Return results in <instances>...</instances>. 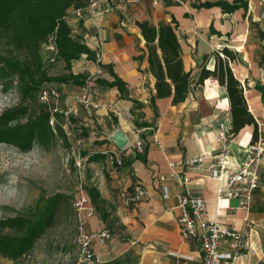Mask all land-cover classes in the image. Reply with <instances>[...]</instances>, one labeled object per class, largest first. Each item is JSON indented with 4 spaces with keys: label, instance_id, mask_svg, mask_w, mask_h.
<instances>
[{
    "label": "crops",
    "instance_id": "1",
    "mask_svg": "<svg viewBox=\"0 0 264 264\" xmlns=\"http://www.w3.org/2000/svg\"><path fill=\"white\" fill-rule=\"evenodd\" d=\"M91 2L96 6L84 10L83 18L71 10L69 23L73 28L74 22V33L83 38L92 50L96 51L100 45L101 63L112 65L113 71L126 83L129 98L140 104L122 97L117 87L98 84L97 78L113 81L114 77L97 61L83 56L79 60L86 61L95 81L90 80L88 84L93 87L97 107L85 108L70 97L68 105L72 116L95 121L105 127L114 126L112 134L121 129L130 139L129 144L142 138L147 154V160L143 161L135 157L132 148H127L123 151V167L115 170L106 166L105 189H99L104 199L117 204L114 214L120 226L110 239L95 238L92 247L97 260L92 264H202L201 245L195 239L185 240L178 227V198L187 191L206 198L210 218L219 217L233 228H246L251 251L240 258L241 262L264 264V160L260 169L262 184L253 192L249 213L239 208L237 199L217 197L219 186L245 159L248 146L253 142L255 127H244L236 135L231 134L227 142L219 138L218 128L222 121L228 119L230 103L226 87L213 78L194 85L182 103L172 104L170 97L157 99L155 109L150 104L155 92V77L149 71L147 46L135 23L136 20L166 23L175 17L184 67L192 71L195 78L199 76L205 54L223 47L233 49L236 59L230 62L232 70L245 87L254 117L263 120L264 102L256 86L264 85V69L259 66L263 49L259 40L248 39L250 24L247 17H243V10L224 14L219 7L196 10L190 1L167 6L163 0L162 5L155 9L151 0H146L134 5L126 1L114 2L107 13L104 0ZM256 9V5H250L249 13L259 23L264 13L259 11L257 14ZM211 27L221 34L212 33ZM139 54L143 55L142 60L134 59ZM213 67L214 59L211 58L208 68ZM71 86H60L62 94L66 95ZM73 87L79 93L81 86ZM115 123L121 127L115 128ZM143 123L148 126L141 125ZM108 132L109 128L103 133L107 135ZM105 145L102 144L98 150L106 153ZM109 147L118 150L114 143ZM194 157L201 161L178 165ZM106 158L101 162L107 164ZM219 159L225 164L223 179L213 177V171L219 167ZM172 162L174 166H170ZM185 178L193 179V182L185 183ZM163 186L168 187V198L163 197ZM140 187L146 191L140 201H128L123 197L125 189L134 191ZM87 229L99 233L106 229V225L95 213L88 219Z\"/></svg>",
    "mask_w": 264,
    "mask_h": 264
},
{
    "label": "trees",
    "instance_id": "2",
    "mask_svg": "<svg viewBox=\"0 0 264 264\" xmlns=\"http://www.w3.org/2000/svg\"><path fill=\"white\" fill-rule=\"evenodd\" d=\"M163 1L167 6H178L182 1H190L196 10L219 7L224 14L243 10V17H247L250 24L248 39L252 36L259 40L263 49L259 66L264 69V27L249 13L250 0ZM90 3L91 0H0V90L8 93L15 88L19 96L16 104L0 112V143L14 145L22 152H29L36 144L44 146L60 140L70 147L63 123L65 119L70 120L72 115L66 116V110L55 111L54 102H41L40 92L47 87L46 84L83 86L92 80V76L73 71L74 62L83 56L87 60H97L96 52L85 40L74 35L68 20L71 10L84 11ZM135 23L147 46L149 71L155 77V92L150 98V104L155 109L157 99L170 97L172 104H179L184 102L194 85L202 84L209 78L217 79L228 93L232 118L230 134L236 135L244 127L253 125V141L258 138L257 118L247 102L245 87L230 65L236 59L233 49L223 47L205 54L199 76L195 78V74L184 67L182 42L175 17L166 23L154 24L151 20H136ZM211 31L221 34L214 27H211ZM48 44L55 46L56 52L48 50L45 58L43 49ZM51 58H54L53 62ZM142 58L143 55L139 54L134 59ZM211 58L214 59L213 69L208 68ZM58 62L64 65L63 72L51 74V65ZM98 64L102 69L107 68L114 77L113 81L97 78L95 81L98 84L117 87L122 97L140 104L129 98L126 83L113 71L112 65ZM256 86L264 102V85ZM141 125L148 126L147 123ZM107 153L95 151L90 154L83 151L84 156L92 155L88 159L90 162L105 159ZM135 157L147 160L144 149L136 153ZM85 191L99 217L108 225L110 209H115V206L103 198L98 186L87 185ZM64 201L63 193L55 194L47 197L31 213L0 219V256L17 261L29 253L36 241L56 222Z\"/></svg>",
    "mask_w": 264,
    "mask_h": 264
},
{
    "label": "rangeland",
    "instance_id": "3",
    "mask_svg": "<svg viewBox=\"0 0 264 264\" xmlns=\"http://www.w3.org/2000/svg\"><path fill=\"white\" fill-rule=\"evenodd\" d=\"M256 5V13H264V0H250L249 8ZM259 23L264 27V18ZM73 28L76 29L74 22ZM75 34V33H74ZM76 35V34H75ZM77 36V35H76ZM183 36V40H184ZM251 39L254 41L255 39ZM48 49H43L45 58ZM86 61L78 60L73 64L75 73L89 76ZM64 65L60 62L51 65V74L63 72ZM91 76V75H90ZM93 77V76H92ZM95 83L94 80H92ZM58 89L59 101L55 105L62 111H68L70 97L73 101L78 92L71 86L66 95L61 92L60 85H48ZM91 88H93L91 86ZM69 99V102H68ZM19 101L16 89L8 93L0 90V112L12 107ZM70 116L72 113L69 114ZM66 115V116H69ZM76 121H74V120ZM127 118V120H129ZM67 131L70 147L63 142L57 141L50 145L36 144L29 152H22L14 145L0 143V219L12 217L21 213H31L35 207L47 197L55 194H64L65 201L58 211L56 222L47 229L43 236L36 241L32 250L17 261L11 260L3 255L0 256V264H75L80 255V249L76 243L77 239V212L75 200L81 191H85L87 185H95L105 189L104 180L107 179L106 166L111 167L109 156L105 161H92V156H84L83 151L90 154L99 151L98 147H104L108 155L112 149L110 143L115 142L111 138L114 126L105 127L103 124L89 122L76 116L70 120L65 119L63 123ZM115 123V128H118ZM109 128V134L104 129ZM87 133V136L84 134ZM106 141H108L106 143ZM115 207L117 204L111 202ZM115 209H110L108 225L106 229L111 236L120 226L118 217L114 214ZM97 211L94 208V214ZM98 214V213H97ZM87 229V227H86ZM87 232L88 231L87 229ZM92 233V232H90Z\"/></svg>",
    "mask_w": 264,
    "mask_h": 264
},
{
    "label": "built area",
    "instance_id": "4",
    "mask_svg": "<svg viewBox=\"0 0 264 264\" xmlns=\"http://www.w3.org/2000/svg\"><path fill=\"white\" fill-rule=\"evenodd\" d=\"M118 1H126L131 4H141L146 0H104L106 7L105 12H110L112 4ZM152 6L156 9L162 5V0H151ZM96 3H90L87 8H94ZM86 8V9H87ZM85 9V10H86ZM84 11L76 10L78 17L83 18ZM100 45L96 49V60L101 62L102 53ZM48 50L56 52L55 46L52 44L46 45ZM54 61V58H51ZM60 93L53 86L44 87L40 92L41 102H58ZM77 102L85 108L97 107L94 103V92L89 84L80 87L79 93L75 96ZM55 111H59L55 106ZM62 111V110H61ZM71 110L65 111L69 115ZM219 125L217 134L219 138L225 142L232 136L230 130L232 128V118L229 115ZM258 138L249 144L248 152L243 162L226 178V182L219 186L217 191L218 198L237 199L239 208L246 212H250L253 202V192L261 186L262 180L260 169L264 160V119L257 120ZM127 148H132L135 153L143 152L144 140L138 138L131 144H128L123 150H112L109 153V161L115 170L124 166L123 151ZM201 159L194 157L186 159L185 162H179L178 165L195 164ZM171 163L170 166H174ZM218 169L213 171V177L223 179V171L225 164L222 159L218 160ZM185 183L193 182V179L185 178ZM163 197L168 198V187L163 186ZM123 197L128 201H140L146 191L143 188H136L134 191L125 189ZM177 218L178 227L185 240L195 239L201 245L202 264H250L241 262L240 258L247 256L251 251V243H249V234L246 228H233L223 222L219 217L210 218L206 198L201 195H194L187 191L179 198ZM77 212V239L76 243L80 249V255L75 264H92L97 260L96 253L92 247L96 237L102 239H110L111 232L108 229H103L99 233L87 232V221L94 215V206L86 192L81 191L75 200Z\"/></svg>",
    "mask_w": 264,
    "mask_h": 264
},
{
    "label": "water",
    "instance_id": "5",
    "mask_svg": "<svg viewBox=\"0 0 264 264\" xmlns=\"http://www.w3.org/2000/svg\"><path fill=\"white\" fill-rule=\"evenodd\" d=\"M112 140L115 142L116 147L119 150L126 148L130 142V139L127 137L126 133L118 129L111 135Z\"/></svg>",
    "mask_w": 264,
    "mask_h": 264
}]
</instances>
